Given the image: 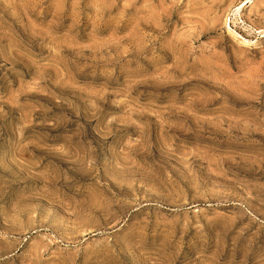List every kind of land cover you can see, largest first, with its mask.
Listing matches in <instances>:
<instances>
[{
  "label": "rangeland",
  "instance_id": "1",
  "mask_svg": "<svg viewBox=\"0 0 264 264\" xmlns=\"http://www.w3.org/2000/svg\"><path fill=\"white\" fill-rule=\"evenodd\" d=\"M0 264H264V0H0Z\"/></svg>",
  "mask_w": 264,
  "mask_h": 264
}]
</instances>
